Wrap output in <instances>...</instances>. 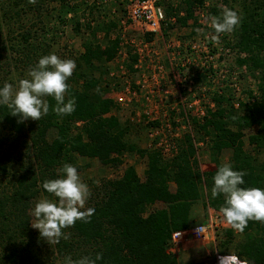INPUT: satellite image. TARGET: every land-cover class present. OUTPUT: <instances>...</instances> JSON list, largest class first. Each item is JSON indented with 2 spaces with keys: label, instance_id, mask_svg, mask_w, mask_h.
<instances>
[{
  "label": "trees",
  "instance_id": "16d2710c",
  "mask_svg": "<svg viewBox=\"0 0 264 264\" xmlns=\"http://www.w3.org/2000/svg\"><path fill=\"white\" fill-rule=\"evenodd\" d=\"M78 1L36 0L33 5L28 0H0V76L6 77L8 72L3 71V65L11 59L29 69L33 59H38L41 53L46 55L40 45L42 40L37 39V33L44 29L30 31L26 25L29 16L38 17L42 25L50 7L57 5L58 13L62 12L58 22L67 25L69 21L64 17L69 12L74 16L93 13L82 0ZM203 1L185 2V17L178 19L180 25L186 26L193 19V7ZM232 2L238 4L241 22L225 46L237 54V66L247 65L250 73H258V98L252 102L238 101V108H234L231 94L214 93L210 99L215 108L206 109L201 124L191 118L196 133L208 138L215 170L206 173L204 186L209 190L206 206L215 210L224 204L222 194L216 198L211 195L212 177L223 164L219 159L223 150H230L228 161L233 170L247 172L240 187L264 189V163L256 166L254 157L244 151L245 132L253 128L256 131L247 135L248 143L257 152L264 150V0ZM172 12L165 9L167 16ZM74 19L70 23L74 22L71 27L77 34L82 27ZM115 26L110 22L83 27L91 40L82 42V51L72 56L76 68L66 81L69 85L66 100L75 97L72 114L56 115L52 97H46L49 113L39 121L18 122L19 117L10 115L6 106H0V184L6 186L0 191V264L56 261L64 264L66 256L77 260L84 256L95 258L97 253H102L103 258L96 264H184L168 252L169 241L173 232L192 225L191 211L202 197L204 174L199 172L191 137L185 136L177 155L164 161L157 151H139L128 144L124 140L128 127L116 116H108L115 104L103 96L108 89L105 64L118 50L119 39H110ZM98 32L102 33L100 43L93 41ZM191 33L194 35L193 30ZM130 60L135 62V56H130ZM204 72L201 70L193 77L195 86L204 79ZM248 96L251 100V91ZM78 123L80 126L76 127ZM50 128L56 130V136L49 140ZM138 151L140 157H147L144 180H140L134 167L128 166L121 178L103 181L88 204L95 209L90 222L77 221L73 227L64 229L71 233L69 239L45 245L47 248L43 246L40 234L30 227L29 212L32 199L52 196L43 189V181L59 178L60 169L70 155L94 159L102 167H108L120 163L124 153ZM153 205H158L157 209L144 215L146 208ZM223 234L226 239L220 249L233 243L238 235L235 255L249 264H264V223L249 221L243 232L225 229Z\"/></svg>",
  "mask_w": 264,
  "mask_h": 264
},
{
  "label": "rangeland",
  "instance_id": "374dc122",
  "mask_svg": "<svg viewBox=\"0 0 264 264\" xmlns=\"http://www.w3.org/2000/svg\"><path fill=\"white\" fill-rule=\"evenodd\" d=\"M80 1V0H79ZM78 1V2H79ZM130 0H82L84 6L93 9V13H86L81 15L77 13L74 16L72 13H67L65 15V20L69 21L66 25L60 24L59 16L62 14L58 13L59 7L57 5H52L50 10L47 12L45 19L38 21V17L29 16L27 19V27L30 31H35L44 29L42 32H38V40H42V47L46 50V55L52 53L56 54L61 59H71L72 56L79 54L82 42L86 40H91V36H88V31L83 28L84 25H89L91 27L99 24H109L110 22L115 23V30L110 33V39H119V46L114 58L105 64L107 69V79L108 89L103 93V96L112 100L115 104V109H113L108 116H116L123 126L128 127V131L124 140L128 144L135 145L136 149L139 151L153 152L157 151L164 161H170L175 157L179 151V147L184 141L185 136L192 138L194 143V148L196 149L195 159L198 162L199 172L203 175L201 184V199L196 202L191 211V220L193 227L199 224H206L208 221L209 212L213 215H218L224 227H219L215 230L214 242L200 243L195 241H188L185 245L171 250L170 244L168 247V252L172 254L179 263H202V264H217L216 255L228 256L230 254L235 255L238 250L237 245L240 237L237 235L233 243L226 245L223 249L219 248V245L226 239L223 230L231 229L224 221V218L219 210L213 209L211 206H206L208 198V189L205 188L204 184L207 182L206 173L215 170L213 161L210 157L208 138L201 133L200 135L196 133V127L191 121V118H195L196 121L201 124L200 119L196 117V106L191 105L189 108L187 105L192 104L195 99H201L200 104L205 108H215V105L211 101L210 97L214 93H225L231 94L235 99L233 105L234 108H238L236 102H252L254 99L258 98V92L256 91V77L258 73H250V69L247 65L241 67L235 64V58L237 54L226 48L225 44L227 41L230 43V34H222L219 38V42H215L211 39V35L214 34V30L210 24V17L219 16L224 7L231 10L239 12L238 4L232 2L233 0H204L202 5L193 7V19L187 21L186 26L180 25L178 19L185 17V2L187 0H161V6L164 9L169 8L173 12L170 16L166 17V25L164 27V41L166 44L170 42H178L179 49H175V59L172 64L166 57V50L163 46L161 40H156L155 42L144 34L143 30L133 25L128 19L126 14V6ZM61 10V7H60ZM214 10V12H212ZM63 16V15H62ZM75 18V19H74ZM77 20L82 27L79 33H73L70 20ZM40 22V23H39ZM192 30L194 35H191ZM102 33L98 32L95 36L94 42L101 41ZM232 39V38H231ZM149 43L154 42L151 46H148V51H152L150 58L143 56L141 60V67L138 63V52L137 49L142 48L143 42ZM39 45V46H40ZM191 46H195L197 53L191 50ZM41 53V51H40ZM150 54V55H151ZM212 54L213 61L208 62L205 56ZM45 55H40L39 58ZM130 56H135L136 61L131 62ZM38 59H33L29 69L33 68ZM190 60V64L186 67H181V63L186 60ZM162 65L164 70V89L169 93L167 100L163 104V107H167V111L170 112L172 129L176 132L177 137L173 138V144L171 148L172 151L168 155L163 156L162 153L156 149V144H158V139L151 140L148 138V133L151 129L159 126L157 122H151L146 119L144 111L149 110L147 104L142 99L133 100L132 103L127 106H120L116 103L115 96L121 94L126 87L136 88V83L142 80V74L148 76L151 74L152 67L158 62ZM207 61V62H206ZM34 63V64H33ZM138 68H135V66ZM28 68H22V66L15 62L14 60H9L3 65V71L8 72L6 77L3 79L0 76V87L4 83H11L14 86L18 84V81L23 78H27ZM205 70L204 79L195 86L193 77L197 72ZM209 70L210 73H206ZM175 73H180L181 76L187 78L186 81L181 84L185 89H181L180 97L185 99V108L181 106L177 90L175 88V79L173 76ZM213 74V75H212ZM211 77V78H210ZM191 81V83H188ZM222 90V91H220ZM248 91L252 92V98L250 100L248 96ZM157 104V102H155ZM153 103V104H155ZM189 111H188V108ZM188 111V116L190 117V126L186 125L183 119L184 110ZM162 120L160 114L159 117ZM80 123L76 125L79 127ZM76 129H73L75 132ZM256 128H253L251 132H245L244 138V151L250 153L255 159V165L258 166L264 163V150H258L254 146L248 143L247 135L254 134ZM56 136V130L53 128L49 129L48 139ZM138 152L124 153L123 157L120 158V163L114 166L102 167L94 159L81 158L78 155H70V159L67 164H71L77 168V171L81 177V180L85 182L91 190V196L86 202V207L88 204L92 203V199L97 193L99 186L103 181L117 180L122 177L124 170L128 166L134 167L137 176L140 180H144V170L146 169V156L140 157ZM231 156L230 150H223L220 154L221 163H229ZM60 174V172H59ZM4 185L0 184V191L3 189ZM171 190H173V185L170 183ZM6 186L4 187V189ZM42 198H48L53 202H58V198L51 196L46 197L39 195L35 199L31 200L30 203V227L31 221H33V216L31 211L35 206V203ZM205 203V206H204ZM158 205L149 206L146 208V215L150 211L157 209ZM204 207H207L204 209ZM32 228V227H31ZM188 229V228H187ZM32 230L39 234L37 229L32 228ZM186 230V229H184ZM44 245H49L43 238ZM47 248V246H45ZM236 256V255H235ZM242 261L241 259H239ZM52 264H60V261L52 262Z\"/></svg>",
  "mask_w": 264,
  "mask_h": 264
},
{
  "label": "clouds",
  "instance_id": "9594fccd",
  "mask_svg": "<svg viewBox=\"0 0 264 264\" xmlns=\"http://www.w3.org/2000/svg\"><path fill=\"white\" fill-rule=\"evenodd\" d=\"M35 4L36 0H28ZM214 34L211 39L219 42L222 34H230L239 26L240 15L224 7L219 16L209 18ZM76 68L73 59H61L56 54H48L39 58L37 64L29 69L27 78L20 79L17 85L4 83L0 87V106H6L10 115L19 117L18 122L28 119L39 121L49 113V103L46 97L55 101L53 111L58 116L70 115L75 111V97L66 100L69 85L66 83ZM61 175L56 179H46L42 187L50 195L58 198L53 202L42 198L35 203L31 211L33 221L31 227L39 231L40 237L49 245H55L61 239H69L71 228L77 221L89 223L95 209L86 207L91 196L88 185L81 180L77 168L64 164ZM246 171H235L229 163L222 164L212 177L213 198L223 195L224 204L219 211L225 223L233 230L243 232L249 221L264 223V189L258 187L242 188ZM200 231V229H199ZM102 253L95 258L84 256L73 260L70 256L64 258V264H96L101 260ZM220 264H249L240 261L235 255L220 258Z\"/></svg>",
  "mask_w": 264,
  "mask_h": 264
},
{
  "label": "built area",
  "instance_id": "2783aa9c",
  "mask_svg": "<svg viewBox=\"0 0 264 264\" xmlns=\"http://www.w3.org/2000/svg\"><path fill=\"white\" fill-rule=\"evenodd\" d=\"M161 0H130L126 6V14L127 19L133 24L140 27L144 34H146L149 38H151L154 42L156 40H161L163 42V46L166 50V57L169 61V64H172V61L175 59V49H179L178 42H170L166 44L164 41V27L166 25V17L163 7L160 5ZM143 42V41H142ZM153 42V43H154ZM152 42L146 43L143 42L142 48H138V63L141 67V60L143 56L151 57L154 54H151L152 51H148V46L153 44ZM191 50L194 53H197V49L195 46H191ZM151 52V53H150ZM151 54V55H150ZM213 55L208 54L205 56V59L208 62L213 61ZM207 62V61H206ZM190 64V60L186 59L181 63V67H186ZM135 68H138L136 65ZM164 70L162 65L158 62L152 67L151 74L145 77L142 74V80L136 83V88L133 89L131 87H126L125 90L122 91L121 94H117L115 96L116 103L120 106H127L132 103L133 100L142 99L149 106L150 109L144 111L145 118L151 122L159 123V126L151 129L148 133V138L151 140L158 139V144H156V149L159 150L161 155L166 156L173 147L172 143L168 141L173 140V138L177 137L176 132L172 129V122L170 117V112L173 111L171 109L170 112L167 111V107L164 108L163 104L168 98L169 93L164 89ZM175 79V88L178 93V97L181 103V106L185 108L184 101L185 99L180 97L181 89H185L181 84V80L178 78H182V82L186 81L187 78L185 76H181L180 73L173 74ZM191 83V81H188ZM157 102V104L155 103ZM201 99H195L192 104H188L187 106L190 108L191 105L196 106V117L197 119L202 120L205 116V108L200 104ZM155 103V104H153ZM187 107V108H188ZM184 110L183 119L186 122V125L190 126V117L188 116V111ZM160 114L162 116V120L159 118ZM224 227L225 225L222 223L221 219L218 215H213L209 212L208 221L206 224L195 225L186 230H180L173 232L170 237V247L171 250H175L183 245H185L188 241L192 240L200 243L214 242L215 238V230L219 227ZM200 229V231H199ZM225 257L221 255H216V262L220 264V258Z\"/></svg>",
  "mask_w": 264,
  "mask_h": 264
}]
</instances>
